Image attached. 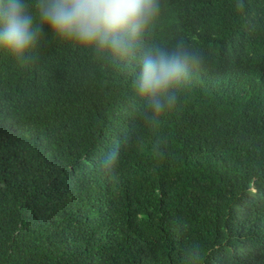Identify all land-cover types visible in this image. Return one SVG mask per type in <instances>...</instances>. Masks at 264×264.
I'll use <instances>...</instances> for the list:
<instances>
[{"label":"trees","instance_id":"trees-1","mask_svg":"<svg viewBox=\"0 0 264 264\" xmlns=\"http://www.w3.org/2000/svg\"><path fill=\"white\" fill-rule=\"evenodd\" d=\"M153 39L204 58L155 130L139 57L0 50V264H264V0H162Z\"/></svg>","mask_w":264,"mask_h":264},{"label":"clouds","instance_id":"clouds-1","mask_svg":"<svg viewBox=\"0 0 264 264\" xmlns=\"http://www.w3.org/2000/svg\"><path fill=\"white\" fill-rule=\"evenodd\" d=\"M161 11L162 0H0V50L25 63L50 33L112 69L139 57L133 88L144 102L145 128L155 130L178 106L181 92L204 62L183 39L172 48L153 39ZM119 156L114 147L102 160V170L112 173Z\"/></svg>","mask_w":264,"mask_h":264}]
</instances>
